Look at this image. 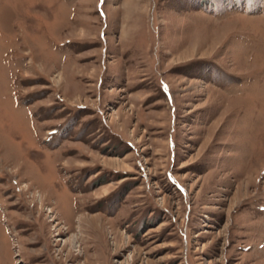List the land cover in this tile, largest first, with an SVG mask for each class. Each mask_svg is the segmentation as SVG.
<instances>
[{"label":"rangeland","instance_id":"374dc122","mask_svg":"<svg viewBox=\"0 0 264 264\" xmlns=\"http://www.w3.org/2000/svg\"><path fill=\"white\" fill-rule=\"evenodd\" d=\"M0 264H264V0H0Z\"/></svg>","mask_w":264,"mask_h":264}]
</instances>
